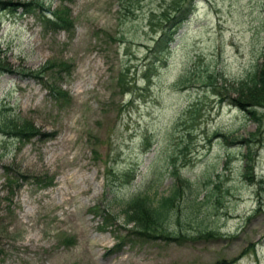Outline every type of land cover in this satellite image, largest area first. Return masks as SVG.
I'll use <instances>...</instances> for the list:
<instances>
[{
  "label": "rangeland",
  "instance_id": "obj_1",
  "mask_svg": "<svg viewBox=\"0 0 264 264\" xmlns=\"http://www.w3.org/2000/svg\"><path fill=\"white\" fill-rule=\"evenodd\" d=\"M65 5L69 33L42 29L36 13L0 9V60L11 68L0 70V120L22 116L40 132L22 142L0 133V264H264V211L255 212L258 192L264 205V110L256 122L228 103L262 60L264 0ZM180 6L188 17L158 61L156 40ZM49 62L72 69L24 75ZM47 80L70 93L69 104L54 103ZM220 133H255L253 181L242 174L245 143ZM5 166L28 178L12 197ZM129 168L131 183L110 185L108 169ZM35 178L53 181L43 188ZM176 186L164 226L180 239L139 238L121 201L143 193L156 203ZM204 229L222 237L203 239Z\"/></svg>",
  "mask_w": 264,
  "mask_h": 264
},
{
  "label": "trees",
  "instance_id": "obj_2",
  "mask_svg": "<svg viewBox=\"0 0 264 264\" xmlns=\"http://www.w3.org/2000/svg\"><path fill=\"white\" fill-rule=\"evenodd\" d=\"M11 2H3L0 1L1 5H6ZM36 5H40L38 3L34 4L29 3L27 6H32V8ZM184 14L180 12L175 17L169 18L171 21L178 23L184 19ZM54 20L51 22L53 26L57 28L64 27L65 24H69L70 21L67 17V13L65 11H57L53 13ZM183 17V18H182ZM173 32L171 29L165 30L161 35L159 40L156 43V47L160 48L161 46L167 45L169 41L172 39ZM167 47V46H166ZM160 49L156 50L159 51ZM239 91V96L234 100L236 105H239L243 109L249 108V112L253 113L254 107L263 106L264 105V60L261 64L260 71L258 77L251 84L246 83L237 89ZM55 95H63L65 92L60 91L58 89L53 92ZM32 129V126L27 122H15L11 123V121L3 122V125L0 127V130L6 134H13L18 137H24L28 135V131ZM246 169H249L248 163L246 164ZM16 179V178H14ZM17 180V179H16ZM173 196L165 197L161 199L158 205H154L151 200H149L148 196L145 195H135L125 201V211L128 219L135 222L136 227L138 228V232L140 234L146 233H156L162 232L163 225L162 223L167 217V211L173 205ZM213 231L207 232L205 235L212 237L214 236ZM154 235V234H152ZM219 264V263H217Z\"/></svg>",
  "mask_w": 264,
  "mask_h": 264
},
{
  "label": "bare ground",
  "instance_id": "obj_3",
  "mask_svg": "<svg viewBox=\"0 0 264 264\" xmlns=\"http://www.w3.org/2000/svg\"><path fill=\"white\" fill-rule=\"evenodd\" d=\"M72 199V197H70L68 200L70 201Z\"/></svg>",
  "mask_w": 264,
  "mask_h": 264
}]
</instances>
